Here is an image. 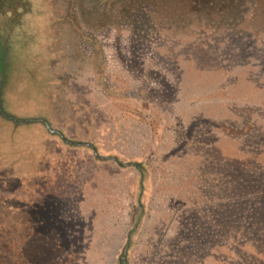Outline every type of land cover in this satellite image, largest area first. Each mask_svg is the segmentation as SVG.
<instances>
[{
    "label": "rangeland",
    "instance_id": "1",
    "mask_svg": "<svg viewBox=\"0 0 264 264\" xmlns=\"http://www.w3.org/2000/svg\"><path fill=\"white\" fill-rule=\"evenodd\" d=\"M263 196L264 0H0V264H264Z\"/></svg>",
    "mask_w": 264,
    "mask_h": 264
},
{
    "label": "water",
    "instance_id": "2",
    "mask_svg": "<svg viewBox=\"0 0 264 264\" xmlns=\"http://www.w3.org/2000/svg\"><path fill=\"white\" fill-rule=\"evenodd\" d=\"M25 121L27 122L28 120H25ZM46 128L48 129V131H49L51 134H56V133H57L55 130L50 129L49 126H48L47 124H46Z\"/></svg>",
    "mask_w": 264,
    "mask_h": 264
},
{
    "label": "trees",
    "instance_id": "3",
    "mask_svg": "<svg viewBox=\"0 0 264 264\" xmlns=\"http://www.w3.org/2000/svg\"><path fill=\"white\" fill-rule=\"evenodd\" d=\"M56 134H57V133H56ZM262 200H263V205H264V196H263ZM263 207H264V206H263Z\"/></svg>",
    "mask_w": 264,
    "mask_h": 264
}]
</instances>
